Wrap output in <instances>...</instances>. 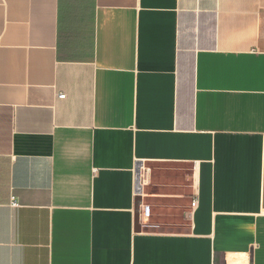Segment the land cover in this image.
<instances>
[{
    "label": "crops",
    "instance_id": "obj_1",
    "mask_svg": "<svg viewBox=\"0 0 264 264\" xmlns=\"http://www.w3.org/2000/svg\"><path fill=\"white\" fill-rule=\"evenodd\" d=\"M0 264H264V0H0Z\"/></svg>",
    "mask_w": 264,
    "mask_h": 264
},
{
    "label": "built area",
    "instance_id": "obj_2",
    "mask_svg": "<svg viewBox=\"0 0 264 264\" xmlns=\"http://www.w3.org/2000/svg\"><path fill=\"white\" fill-rule=\"evenodd\" d=\"M58 97H59V98H64L65 95H63V94H59ZM13 204L15 205V203H13ZM142 219H143V223H146V222H147V219H148V218H147L146 214H143Z\"/></svg>",
    "mask_w": 264,
    "mask_h": 264
}]
</instances>
